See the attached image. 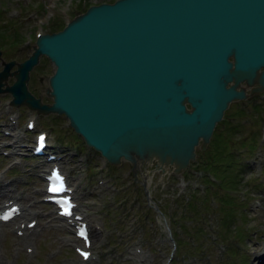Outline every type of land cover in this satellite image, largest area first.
<instances>
[{
  "label": "water",
  "instance_id": "95a60500",
  "mask_svg": "<svg viewBox=\"0 0 264 264\" xmlns=\"http://www.w3.org/2000/svg\"><path fill=\"white\" fill-rule=\"evenodd\" d=\"M40 53L54 63L49 102L26 87ZM2 63L0 91L13 104L63 112L110 163L180 172L228 101L245 95L239 81L264 87V0L100 2Z\"/></svg>",
  "mask_w": 264,
  "mask_h": 264
},
{
  "label": "rangeland",
  "instance_id": "374dc122",
  "mask_svg": "<svg viewBox=\"0 0 264 264\" xmlns=\"http://www.w3.org/2000/svg\"><path fill=\"white\" fill-rule=\"evenodd\" d=\"M26 1L0 0V60L25 57L31 50L33 29L37 26L40 32L56 29L69 14L81 10L85 3L104 0ZM31 14L36 16L29 17ZM14 67L13 63L9 69ZM51 69L49 61L40 54L38 61L28 71L27 89L34 96L38 94L43 102L50 100L43 87ZM12 79L11 74L5 77L7 83ZM7 97V91H0V128L6 120L2 105ZM261 98L263 100L257 108L249 105L251 100H230L223 110L227 122H238L239 127L232 131L225 129L222 140L227 143L233 140L237 145L228 144V149L237 152L239 160L246 163L245 170L236 172L240 181L236 185L245 190L244 194L239 196L235 190H231L236 196L237 206L228 230L218 219L221 216L218 199L220 188H213L210 183L200 179L203 174L201 164L206 159L208 161L212 151L213 133L204 149L198 146L194 148L196 155L192 163L197 161L200 169L190 163L185 169L190 175L188 179L184 178V181L179 176L175 180L170 171L152 168L153 160L141 162L134 172L125 159L118 163L106 162L99 167L103 162L99 154L79 140V135L67 125L62 113L47 111L37 118H31V109L19 103L16 111L21 118L17 124L23 131L26 143L32 141L33 132L25 130L23 124L25 118H31L35 127L46 128L49 143L53 145L50 147L63 153L61 164L68 183L70 186L71 183L76 185V201L79 202L76 209L80 207L81 211L86 210L89 223L97 227L95 233H98L94 234L96 237L92 236V232L90 234L93 239L90 254L94 258L81 260L72 244L67 242V236H73L72 231L60 226L52 207L40 199L43 193L38 166L40 157L28 155L27 149L14 148L10 154L0 156V168L5 162L10 163V167L0 171V183L9 182L11 188L21 191L24 196L18 202L25 204V207L27 204L37 214H30L29 218H33L35 224L25 238L11 231L14 222L19 219L1 224L0 264H166L174 237L181 243L177 244V252L172 254L168 264H254L259 255L254 250V243L264 242V96L253 100L259 101ZM241 104L245 111L238 115L235 108ZM227 122L217 121L213 132L222 131ZM258 133L260 136L250 151L240 144L241 141L254 143L253 138ZM6 138L0 129V150L7 148L4 143ZM204 174L210 176L208 172ZM249 176L255 179L251 181ZM205 185L214 192L206 193L207 207L203 208L198 198L203 196L201 193ZM191 192L198 198L195 200L190 196L192 199L187 205L186 199ZM3 198L6 197L0 195V201ZM239 211L242 215H237ZM25 216L28 215L23 216V221L27 219ZM166 227L172 232L170 237ZM25 245L30 251L24 248Z\"/></svg>",
  "mask_w": 264,
  "mask_h": 264
},
{
  "label": "trees",
  "instance_id": "16d2710c",
  "mask_svg": "<svg viewBox=\"0 0 264 264\" xmlns=\"http://www.w3.org/2000/svg\"><path fill=\"white\" fill-rule=\"evenodd\" d=\"M257 107L258 106H255V108ZM223 120L222 122H227L225 118H223ZM225 125L222 128V131L219 130L218 132H215V131L213 132V135L211 137V140L213 143L212 149H211L212 151H210L211 153L207 151L208 153H210L209 156L212 158L208 162V165L210 169L212 170V172L215 174L217 182L215 183L210 180H205V181L211 182L213 188L214 187L220 188L218 199L220 202L219 209L221 210V216L219 220L222 226L225 227V230H228L229 223L233 220V217H235L234 211L236 212V206H237L236 196L232 194L231 190H235V192L243 191V194L245 191L244 189L236 185L238 182H240L238 180L239 175L236 174V172H238L241 169L245 170L246 168H245L244 162L239 160L237 152L230 150L231 148L228 149L229 147L228 144H231V143L234 145H237V144H235L233 140L230 141L229 143H227L225 140H222V137L225 134L223 131L225 129L227 131L238 129L239 127L238 122H227ZM253 141L255 143V138H253ZM254 143L243 142V141L240 142V144L245 145L248 150L252 149V147L254 146ZM249 177L251 181L255 179L254 176H249ZM253 186L257 187V184H254ZM194 190H196V188H194ZM210 192H214V191H212L209 187H206L204 188V191L202 192L203 196H200V205L203 208L207 207L206 195ZM236 194L238 195V193ZM190 196H192L193 199L195 200L196 198H198V196H196L195 193L193 194L192 192L190 193ZM190 196L188 198V201H186L187 205L188 203L190 204V201L192 199V198L190 199ZM188 208H192V207L189 206ZM237 215H242V212L239 211V214ZM177 244H178V241L176 239V245Z\"/></svg>",
  "mask_w": 264,
  "mask_h": 264
},
{
  "label": "bare ground",
  "instance_id": "6f19581e",
  "mask_svg": "<svg viewBox=\"0 0 264 264\" xmlns=\"http://www.w3.org/2000/svg\"><path fill=\"white\" fill-rule=\"evenodd\" d=\"M23 45V44H22ZM141 163V162H140ZM140 163H138V165L140 164ZM138 168H139V166H138ZM143 175V178L145 177V174L143 173L142 174ZM75 182V181H74ZM76 186V185H75ZM8 186L7 185H4V186H1L0 185V191L2 192V193H8L9 194V197H15V198H21V199H23V194H22V192H20V191H15V189L14 190H10V192L9 191H7L5 188H7ZM70 189L71 190H73V187H70ZM38 191V190H37ZM26 195V194H25ZM30 195V194H29ZM32 195V194H31ZM30 195V196H31ZM28 200V199H27ZM21 202V201H20ZM24 208H25V206H21V208H20V215H24L25 213H27V212H29L28 210H25V212H24ZM81 212V214H82V216H83V218H85L84 216H87V213L86 212H83V210L82 211H80ZM19 215V216H20ZM28 216H30V215H28ZM32 217H34V216H32ZM88 217V216H87ZM28 220V219H27ZM94 227V226H93ZM33 230V229H32ZM68 238L71 240V241H73L75 238L74 237H72V236H68ZM27 239V238H26ZM26 239H24V241L26 240ZM67 241V240H66ZM254 250L257 252V253H259V258H258V261L256 262V263H254V264H264V242H256L255 241V243H254ZM251 249H253V248H251Z\"/></svg>",
  "mask_w": 264,
  "mask_h": 264
},
{
  "label": "snow or ice",
  "instance_id": "6c2138e0",
  "mask_svg": "<svg viewBox=\"0 0 264 264\" xmlns=\"http://www.w3.org/2000/svg\"><path fill=\"white\" fill-rule=\"evenodd\" d=\"M81 235H84V233H81ZM83 255H84L85 258H87L89 254L85 252V253H83Z\"/></svg>",
  "mask_w": 264,
  "mask_h": 264
}]
</instances>
